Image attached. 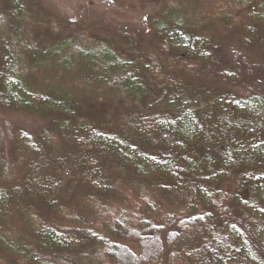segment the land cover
I'll use <instances>...</instances> for the list:
<instances>
[{"label": "trees", "instance_id": "1", "mask_svg": "<svg viewBox=\"0 0 264 264\" xmlns=\"http://www.w3.org/2000/svg\"><path fill=\"white\" fill-rule=\"evenodd\" d=\"M188 1L136 40L3 0L0 111L46 124L0 127V264H264V0Z\"/></svg>", "mask_w": 264, "mask_h": 264}, {"label": "rangeland", "instance_id": "2", "mask_svg": "<svg viewBox=\"0 0 264 264\" xmlns=\"http://www.w3.org/2000/svg\"><path fill=\"white\" fill-rule=\"evenodd\" d=\"M204 1H200V3ZM25 4L27 13L30 15L33 12H38L42 17L57 18L64 24L67 22L76 27L87 29L89 35L92 36L106 37L112 35L111 32L118 28L127 31L137 40L136 37L145 38L149 22L159 11L162 0H25ZM0 5H3V0H0ZM28 35L29 31L27 32ZM235 35V32L231 33L232 37ZM84 38L81 36L78 41ZM257 51H260L262 56L260 59L264 62V36L261 38ZM97 110L105 111L98 114L97 118L101 120L111 119L112 114L116 113L112 107L102 110L98 106ZM45 115L0 111V127L3 128L8 125L12 129L32 133L44 127L46 124ZM223 188L231 192L233 184L231 182L226 183ZM126 246L134 254L138 253L135 243H129Z\"/></svg>", "mask_w": 264, "mask_h": 264}]
</instances>
